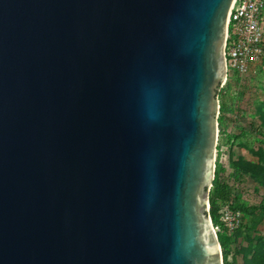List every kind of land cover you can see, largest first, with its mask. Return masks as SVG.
Instances as JSON below:
<instances>
[{"label": "water", "instance_id": "95a60500", "mask_svg": "<svg viewBox=\"0 0 264 264\" xmlns=\"http://www.w3.org/2000/svg\"><path fill=\"white\" fill-rule=\"evenodd\" d=\"M233 1L0 0V264H223Z\"/></svg>", "mask_w": 264, "mask_h": 264}, {"label": "rangeland", "instance_id": "374dc122", "mask_svg": "<svg viewBox=\"0 0 264 264\" xmlns=\"http://www.w3.org/2000/svg\"><path fill=\"white\" fill-rule=\"evenodd\" d=\"M224 89L225 93L221 92L218 97L219 104L231 102L234 110L221 120L223 127L220 129L224 135L218 136L215 169L232 185L230 164L234 160L249 161L264 171V137L259 133L260 130L264 132V56L254 72L228 80ZM238 185L242 201L257 205L258 210L251 216L244 214L243 229L236 233L227 247H221L223 263L235 260L238 264H245V261L262 260L264 256V216H261L259 208V203L264 202V185L250 179ZM216 232L218 235L222 231ZM235 246L244 250L238 256H234Z\"/></svg>", "mask_w": 264, "mask_h": 264}, {"label": "built area", "instance_id": "2783aa9c", "mask_svg": "<svg viewBox=\"0 0 264 264\" xmlns=\"http://www.w3.org/2000/svg\"><path fill=\"white\" fill-rule=\"evenodd\" d=\"M263 11L264 0L233 1L228 16L224 48L226 80L220 85L218 97L219 92L225 93L224 86L228 80L254 72L264 56ZM225 102L227 105L230 104V102ZM222 127L219 126L218 122V136L219 134L224 135L220 132ZM207 207L209 211V202ZM242 224L243 215L241 211L232 209L226 203L219 209V223L213 225L215 230H224L227 234H231Z\"/></svg>", "mask_w": 264, "mask_h": 264}, {"label": "trees", "instance_id": "16d2710c", "mask_svg": "<svg viewBox=\"0 0 264 264\" xmlns=\"http://www.w3.org/2000/svg\"><path fill=\"white\" fill-rule=\"evenodd\" d=\"M221 92H219V95ZM234 110V105L230 102V104H226V102H222L219 108V116L218 122L219 126H222L221 120L225 116L226 113H232ZM221 114V116H220ZM259 131V130H257ZM221 132V131H220ZM259 133L264 137V132L261 130ZM231 168V178L233 180V184H228L223 177L219 175L217 168L214 172V179L212 187L210 188L208 194V202L210 205L209 214L211 216L212 222L214 225L219 223V209L224 204H229L232 209H238L241 211L242 215L249 214L250 216L254 214L255 211L258 210V206L249 205L242 201L241 191L238 187V184H245L249 179L254 183L264 185V171L260 169L259 166L252 164L249 161H245L243 159L234 160L230 164ZM260 214L264 216V202L259 203ZM244 224L238 227L233 233L227 234L224 230L218 234V239L221 244V247L224 249L227 247L229 241L234 240L236 233H238L241 229H243ZM234 256H238L239 253L244 251L239 246H235ZM225 256V255H224ZM245 264H264V256H262V260L258 259V261H245ZM223 264H238L235 260L231 262L224 261Z\"/></svg>", "mask_w": 264, "mask_h": 264}, {"label": "crops", "instance_id": "0c3cea01", "mask_svg": "<svg viewBox=\"0 0 264 264\" xmlns=\"http://www.w3.org/2000/svg\"><path fill=\"white\" fill-rule=\"evenodd\" d=\"M262 17H263V31H264V11H263Z\"/></svg>", "mask_w": 264, "mask_h": 264}]
</instances>
